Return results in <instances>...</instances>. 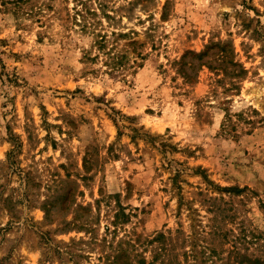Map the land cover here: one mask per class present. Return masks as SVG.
Instances as JSON below:
<instances>
[{
  "label": "rangeland",
  "instance_id": "1",
  "mask_svg": "<svg viewBox=\"0 0 264 264\" xmlns=\"http://www.w3.org/2000/svg\"><path fill=\"white\" fill-rule=\"evenodd\" d=\"M0 264H264V0H0Z\"/></svg>",
  "mask_w": 264,
  "mask_h": 264
}]
</instances>
